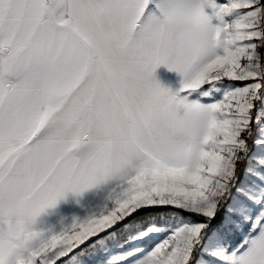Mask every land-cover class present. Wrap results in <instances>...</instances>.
Returning <instances> with one entry per match:
<instances>
[{"label":"snow or ice","instance_id":"obj_1","mask_svg":"<svg viewBox=\"0 0 264 264\" xmlns=\"http://www.w3.org/2000/svg\"><path fill=\"white\" fill-rule=\"evenodd\" d=\"M0 264H264V0H0Z\"/></svg>","mask_w":264,"mask_h":264},{"label":"rangeland","instance_id":"obj_2","mask_svg":"<svg viewBox=\"0 0 264 264\" xmlns=\"http://www.w3.org/2000/svg\"><path fill=\"white\" fill-rule=\"evenodd\" d=\"M95 199V190L86 192L80 197H74L71 194H68L66 199L59 202L55 209L49 210V214L41 218L46 222L56 224L61 218H65L67 220L74 215L82 216L85 210L90 207ZM159 219H167L171 223H179L188 218H183L180 214L174 212L166 216H161Z\"/></svg>","mask_w":264,"mask_h":264},{"label":"crops","instance_id":"obj_3","mask_svg":"<svg viewBox=\"0 0 264 264\" xmlns=\"http://www.w3.org/2000/svg\"><path fill=\"white\" fill-rule=\"evenodd\" d=\"M155 76L159 82L172 90H175L180 81V76L174 71H169L164 66H160L156 69Z\"/></svg>","mask_w":264,"mask_h":264},{"label":"clouds","instance_id":"obj_4","mask_svg":"<svg viewBox=\"0 0 264 264\" xmlns=\"http://www.w3.org/2000/svg\"><path fill=\"white\" fill-rule=\"evenodd\" d=\"M171 119L178 128H187L190 124V119L187 116L178 115L175 112L172 113Z\"/></svg>","mask_w":264,"mask_h":264},{"label":"trees","instance_id":"obj_5","mask_svg":"<svg viewBox=\"0 0 264 264\" xmlns=\"http://www.w3.org/2000/svg\"><path fill=\"white\" fill-rule=\"evenodd\" d=\"M251 143V142H250ZM243 165H241V169L243 170ZM243 172V171H242ZM171 213H174V212H171V211H169V212H166V213H163V214H152L154 217H158V218H160L161 216H166V215H169V214H171ZM176 213V212H175ZM178 214H180L183 218H188V216L186 215V214H182V213H178ZM194 219H195V217H193Z\"/></svg>","mask_w":264,"mask_h":264}]
</instances>
